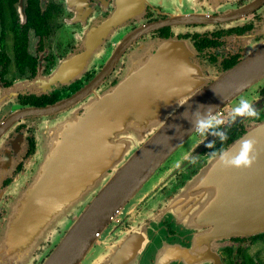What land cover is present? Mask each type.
Returning <instances> with one entry per match:
<instances>
[{
	"label": "flooded vegetation",
	"instance_id": "1",
	"mask_svg": "<svg viewBox=\"0 0 264 264\" xmlns=\"http://www.w3.org/2000/svg\"><path fill=\"white\" fill-rule=\"evenodd\" d=\"M168 41L187 47L194 94L205 92L264 47V0H0V264H47L80 249L84 233L76 242L73 229L93 201L190 101V85L153 76L170 72L159 60ZM117 93L125 117L112 125ZM242 100L257 119L233 122ZM215 118L227 142L196 132L93 232L81 264H264V234L217 235L177 204L213 151L263 122L264 79L221 101ZM47 195L66 199L38 215Z\"/></svg>",
	"mask_w": 264,
	"mask_h": 264
},
{
	"label": "water",
	"instance_id": "2",
	"mask_svg": "<svg viewBox=\"0 0 264 264\" xmlns=\"http://www.w3.org/2000/svg\"><path fill=\"white\" fill-rule=\"evenodd\" d=\"M187 51L185 45L176 41L159 44V60L164 63L163 69L169 68L170 72L160 70L153 76L172 77L176 87L190 85L189 103L181 106L174 117L165 121L159 132L109 180L105 193L93 201L91 208L73 229L76 242L79 233H84L82 240L78 242L80 249L58 250L47 264H81L92 245L93 232L101 230L164 163L194 136V114L214 108L215 116L221 101L236 97L264 79L262 47L245 62L218 78L210 89L194 94L200 78L198 69L192 63H186L184 53ZM130 75L137 76L135 72ZM119 100L118 93L111 100L112 125H116L125 117L120 115ZM177 100L175 96L174 102ZM98 108L101 109L99 106ZM118 133L121 132L111 130L112 136ZM245 140L254 144V163L248 167H224L218 163L217 157L210 161L203 172L178 196L177 204L181 206L183 215H191L195 221L213 227V232L217 235L240 237L264 234V120L225 152L230 156L237 155L241 142ZM121 149L119 143L111 144V161L117 162ZM40 199V209L36 212H39L38 215L49 216L56 209L58 201L66 198L47 195ZM87 236L88 244L85 241Z\"/></svg>",
	"mask_w": 264,
	"mask_h": 264
},
{
	"label": "clouds",
	"instance_id": "3",
	"mask_svg": "<svg viewBox=\"0 0 264 264\" xmlns=\"http://www.w3.org/2000/svg\"><path fill=\"white\" fill-rule=\"evenodd\" d=\"M215 109L207 108L205 112H197L194 114L195 120L193 123V129L203 137L204 140L210 135L219 140L221 144H224L228 140V134L226 130H221L223 121L216 119L214 116ZM257 110L254 109L253 104L246 101H241L240 106L237 107L233 112V122H235L237 117L257 119ZM209 149H215L216 143H209L206 145ZM254 151V144L252 141L245 140L240 144L239 153L235 156H230L229 153H221L218 157V163L224 167H248L254 163V158L252 153ZM211 155L216 158V152H212ZM193 163H195V158H193Z\"/></svg>",
	"mask_w": 264,
	"mask_h": 264
},
{
	"label": "rangeland",
	"instance_id": "4",
	"mask_svg": "<svg viewBox=\"0 0 264 264\" xmlns=\"http://www.w3.org/2000/svg\"><path fill=\"white\" fill-rule=\"evenodd\" d=\"M105 235H107V234H105Z\"/></svg>",
	"mask_w": 264,
	"mask_h": 264
}]
</instances>
